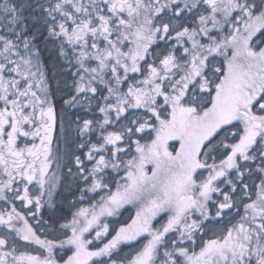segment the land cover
<instances>
[{"label": "snow or ice", "instance_id": "snow-or-ice-1", "mask_svg": "<svg viewBox=\"0 0 264 264\" xmlns=\"http://www.w3.org/2000/svg\"><path fill=\"white\" fill-rule=\"evenodd\" d=\"M0 264H264V0H0Z\"/></svg>", "mask_w": 264, "mask_h": 264}]
</instances>
